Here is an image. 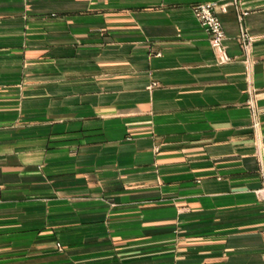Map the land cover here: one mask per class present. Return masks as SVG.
Masks as SVG:
<instances>
[{
  "label": "crops",
  "instance_id": "1",
  "mask_svg": "<svg viewBox=\"0 0 264 264\" xmlns=\"http://www.w3.org/2000/svg\"><path fill=\"white\" fill-rule=\"evenodd\" d=\"M0 264H264V0H0Z\"/></svg>",
  "mask_w": 264,
  "mask_h": 264
},
{
  "label": "built area",
  "instance_id": "2",
  "mask_svg": "<svg viewBox=\"0 0 264 264\" xmlns=\"http://www.w3.org/2000/svg\"><path fill=\"white\" fill-rule=\"evenodd\" d=\"M226 11V5H216L215 3H202L193 8V16L208 35L209 45L214 53L217 65H225L231 61L224 44L225 34L218 15L219 12L226 13ZM240 39L243 42L244 49H248L250 46L248 35L242 32Z\"/></svg>",
  "mask_w": 264,
  "mask_h": 264
}]
</instances>
